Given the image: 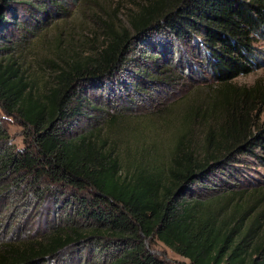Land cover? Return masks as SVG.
<instances>
[{
    "label": "trees",
    "instance_id": "obj_1",
    "mask_svg": "<svg viewBox=\"0 0 264 264\" xmlns=\"http://www.w3.org/2000/svg\"><path fill=\"white\" fill-rule=\"evenodd\" d=\"M0 2L10 9L9 0ZM125 18L130 29L106 24L102 48L66 62L44 90L16 50H0V107L32 130L35 143L10 163L17 173L64 183L62 205L95 225L57 228L47 243L7 242L0 246V264H37L92 241L124 248L115 264H164L145 249L143 241L151 238L190 264H264V179L250 187L216 183L236 179L240 166L234 163L244 157L264 167V124L251 130L247 123L250 103L264 102V84L232 85L261 67L255 43L264 41V0H133ZM5 23L0 13V28ZM160 30L176 41L195 40L216 85L213 107L229 105L231 113L221 114L224 125L218 134L211 131L201 150H185L180 139L167 161L148 157L124 170L95 131L69 137L60 124L78 114L75 92L82 82L104 81L126 62L131 35L144 39ZM122 119L112 115L111 123Z\"/></svg>",
    "mask_w": 264,
    "mask_h": 264
},
{
    "label": "rangeland",
    "instance_id": "obj_2",
    "mask_svg": "<svg viewBox=\"0 0 264 264\" xmlns=\"http://www.w3.org/2000/svg\"><path fill=\"white\" fill-rule=\"evenodd\" d=\"M9 1V10L0 2V13L8 22L0 28V50H16L26 73L38 78L40 90L52 84L50 75L66 62L100 50L106 24L117 30L130 29L125 13L133 0H57L60 7L49 0ZM168 35L164 30L152 31L144 39L131 35L126 62L117 72L104 81L82 82L76 88L78 114L60 124L62 132L75 137L95 131L96 139L119 157L124 170L148 157L167 161L180 139L185 150H201L211 131L218 134L224 125L227 117L223 119L221 114L229 112L230 106L213 107L216 85L194 48L195 40L176 41ZM255 44L261 67L232 81L237 88L264 84V41ZM250 104L247 123L253 130L264 124V102L255 99ZM112 115L124 119L113 125ZM33 144L32 130L0 107V246L7 242L47 243L45 238L57 228L95 226L70 205H62L64 183L51 185L49 178L16 172L9 158ZM243 160L234 163L240 166L236 179L219 177L218 186L229 182L250 187L264 179L263 166L253 159ZM143 244L164 264H190L155 238L145 239ZM72 248L37 264H115L125 251L102 241L82 242Z\"/></svg>",
    "mask_w": 264,
    "mask_h": 264
}]
</instances>
